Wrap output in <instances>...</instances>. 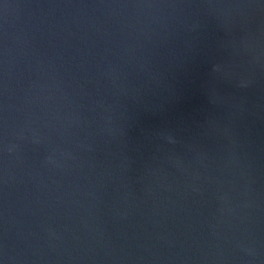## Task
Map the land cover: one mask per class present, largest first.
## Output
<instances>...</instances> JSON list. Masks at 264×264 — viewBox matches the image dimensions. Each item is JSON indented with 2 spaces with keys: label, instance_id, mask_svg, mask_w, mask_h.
<instances>
[{
  "label": "water",
  "instance_id": "water-1",
  "mask_svg": "<svg viewBox=\"0 0 264 264\" xmlns=\"http://www.w3.org/2000/svg\"><path fill=\"white\" fill-rule=\"evenodd\" d=\"M0 264H264V0H0Z\"/></svg>",
  "mask_w": 264,
  "mask_h": 264
}]
</instances>
